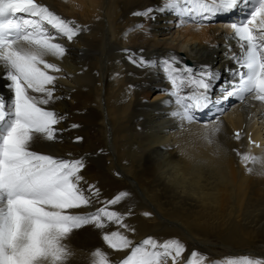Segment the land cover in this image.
Wrapping results in <instances>:
<instances>
[{
    "label": "bare ground",
    "instance_id": "1",
    "mask_svg": "<svg viewBox=\"0 0 264 264\" xmlns=\"http://www.w3.org/2000/svg\"><path fill=\"white\" fill-rule=\"evenodd\" d=\"M42 2L88 30L73 41L66 37L57 41L69 51L56 74L60 78L55 95L61 98L49 107L66 119L57 126L63 131L56 141L37 140L34 150L84 158L81 174L88 185L100 189L101 201L122 190L131 193L130 199L114 207L127 211L131 206L133 215L127 222L135 231L128 235L136 243L150 236L160 241L179 238L186 244V258L193 250L210 259L264 255V175L247 172L234 151L264 157V103L230 97L227 101L233 103L224 110L225 101L220 99L197 110L191 124L175 121L170 116L175 105L167 103L170 84L161 67L175 54L196 70L207 66L218 72L220 78L212 89L218 99L221 86L233 79L230 70L236 64L231 55L238 54V46L229 23L239 17L218 15L197 23L191 14L164 8L166 0ZM149 7L153 18L133 15ZM130 57L154 63L139 67ZM0 94H8L3 80ZM217 119L222 123L219 169L191 175L180 155L185 130L212 125ZM96 131L100 135L95 137ZM236 132L241 133L239 140ZM145 212L151 215L144 216ZM112 230L115 226L108 229ZM102 235L90 225L74 230L68 241L75 251L70 264H90V253L97 247L113 260L126 255L127 250L107 248Z\"/></svg>",
    "mask_w": 264,
    "mask_h": 264
},
{
    "label": "snow or ice",
    "instance_id": "2",
    "mask_svg": "<svg viewBox=\"0 0 264 264\" xmlns=\"http://www.w3.org/2000/svg\"><path fill=\"white\" fill-rule=\"evenodd\" d=\"M164 8L191 14L197 23L234 11L244 14L229 23L238 54L231 55L236 64L230 70L233 79L221 86L218 99L212 96L218 72L207 66L196 70L175 54L161 62L170 84L167 103L175 105L170 116L175 121L191 124L197 110L218 104L220 99L237 97L247 103L250 97L264 103V0H166ZM153 11L149 7L133 15L153 18ZM87 30V25L58 15L42 0H0V80L8 89L7 95L0 94V264H70L75 251L68 241L74 230L89 225L102 231L107 248L127 250L123 258L113 260L97 247L90 253V264H168L169 260L171 264H264V255L210 259L193 250L186 258V244L179 238L160 241L150 236L136 243L128 235L135 231L127 222L133 215L131 206L127 211L114 207L130 199L131 193L122 190L101 201L100 189L88 185L81 174L86 167L84 158L34 150L37 140L56 141L63 131L57 126L66 119L49 107L61 98L55 95L60 78L56 74L62 71L59 61L69 51L57 41L61 37L73 41ZM130 60L139 67L154 63L143 57ZM204 126L205 139L216 144L219 153L221 121L217 119L211 128L207 123ZM240 138L236 132L235 139ZM234 151L247 172L264 175V157ZM111 226L115 230L108 231Z\"/></svg>",
    "mask_w": 264,
    "mask_h": 264
},
{
    "label": "clouds",
    "instance_id": "3",
    "mask_svg": "<svg viewBox=\"0 0 264 264\" xmlns=\"http://www.w3.org/2000/svg\"><path fill=\"white\" fill-rule=\"evenodd\" d=\"M209 128L212 125L208 126ZM184 139L180 148L183 158V167L195 176H201L205 171L212 173L219 169V160L223 155L221 149L216 151V144H209L205 139V126H196L185 130Z\"/></svg>",
    "mask_w": 264,
    "mask_h": 264
},
{
    "label": "rangeland",
    "instance_id": "4",
    "mask_svg": "<svg viewBox=\"0 0 264 264\" xmlns=\"http://www.w3.org/2000/svg\"><path fill=\"white\" fill-rule=\"evenodd\" d=\"M231 103H233V101H230V100H229V102H228V101H225L224 110H225L226 107L230 106ZM94 133H95V137L100 135L99 132H97V131L94 132ZM94 133H93V134H94ZM97 140H98V139H97ZM98 143H100L99 140H98ZM162 220H163V219H162ZM162 224L167 225L164 221L162 222ZM199 245H200V248H202V247H201V244H199ZM230 250H231L230 253H232V254H236V253H237V252H236V249H235V250H234V249H230ZM233 250H234V251H233ZM226 252H227V251H226ZM241 254H242V253H241Z\"/></svg>",
    "mask_w": 264,
    "mask_h": 264
}]
</instances>
